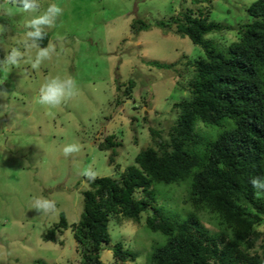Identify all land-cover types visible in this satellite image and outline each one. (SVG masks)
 Segmentation results:
<instances>
[{"label":"rangeland","instance_id":"obj_1","mask_svg":"<svg viewBox=\"0 0 264 264\" xmlns=\"http://www.w3.org/2000/svg\"><path fill=\"white\" fill-rule=\"evenodd\" d=\"M253 1L39 0V12L24 13L8 0H0V60L13 47L23 50L18 41L27 20L51 3L63 9L55 26L45 29L56 46L50 60L39 70L22 61L19 67L0 71V92L4 93L0 95V264H81L71 225L80 219L83 192L90 187L82 170L90 166L97 176L118 177L117 163L123 169L153 143L151 127L167 135L177 114L174 104L188 93L185 86L192 70L185 64L204 53L188 36L176 32V24L164 30L155 22L169 20L187 8L211 7V18L231 28L208 37L227 45L238 39L239 25L249 18L246 7ZM8 8L13 15H6ZM138 19L151 26L134 30ZM154 60L178 63L177 70L158 68L150 63ZM57 76L72 78L77 94L54 109L36 103L41 84ZM130 80L136 83L132 98L117 104L122 94L118 84ZM198 125L209 134L221 130ZM110 134L122 142L114 164L109 162L111 150L98 147ZM70 143L79 144L81 151L65 157L63 147ZM187 184H155L158 204L172 215L186 216L191 210L184 202ZM36 197L54 200L56 214L31 209ZM61 213L70 226L57 234V241L44 240ZM146 216L143 213L140 222L112 216V241L101 252L106 263L120 264L112 246L122 241L137 255L127 264H149L154 246L164 243L165 237L147 227ZM203 219L208 228L219 229L210 216ZM259 228L264 230V224Z\"/></svg>","mask_w":264,"mask_h":264},{"label":"trees","instance_id":"obj_2","mask_svg":"<svg viewBox=\"0 0 264 264\" xmlns=\"http://www.w3.org/2000/svg\"><path fill=\"white\" fill-rule=\"evenodd\" d=\"M211 12V7L187 8L155 22L164 30L176 24V32L188 36L204 53L185 64L192 70L185 86L188 93L174 104L177 114L167 135L151 127L153 143L123 169L117 163L118 177L89 181L80 219L71 225L81 264H108L101 252L112 241V216L140 222L143 213L147 227L165 237L164 243L154 246L149 264H264V230L259 228L264 224V194L257 196L250 183L264 178V0L246 7L249 18L239 25L238 39L227 45L208 37L231 28L212 19ZM150 26L138 19L133 29ZM49 38L46 32L41 46H47ZM150 63L174 70L178 66ZM135 87L133 80L118 84L122 94L116 103L132 98ZM199 123L221 130L209 134ZM116 137L110 134L98 143L99 149L111 150L110 164L122 145ZM185 181L189 190L184 202L191 210L175 216L158 204L155 184ZM205 215L216 220L217 231L205 225ZM69 226L61 213L44 240L57 241V234ZM112 251L120 264L137 257L122 241Z\"/></svg>","mask_w":264,"mask_h":264},{"label":"clouds","instance_id":"obj_3","mask_svg":"<svg viewBox=\"0 0 264 264\" xmlns=\"http://www.w3.org/2000/svg\"><path fill=\"white\" fill-rule=\"evenodd\" d=\"M15 6L16 11L24 13H37L40 10L39 0H8ZM63 9L56 3H51L39 15L32 16L27 20L24 27L23 38L18 41L21 47H13L7 51L4 58L0 60V71L7 72L13 67H19L21 62L29 63L33 70H39L41 65L52 58L56 53L55 44L49 42L47 46H41L40 41L46 37V28H52L56 24L57 18L62 14ZM6 15H13V9H6ZM59 39V37H57ZM35 50L34 57L31 53ZM4 93L0 92V95ZM77 94V85L72 78L61 79L60 77H51L39 87L36 103L47 108H57L67 102ZM65 157L81 151L77 143L66 144L63 147ZM85 178L90 181L97 179V172L90 166L81 172ZM252 188L256 190L257 196L264 194V178H253L250 181ZM31 209L43 215L56 214V202L45 197H36L33 199Z\"/></svg>","mask_w":264,"mask_h":264}]
</instances>
